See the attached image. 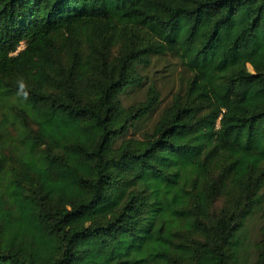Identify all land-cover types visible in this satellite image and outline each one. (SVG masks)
I'll return each mask as SVG.
<instances>
[{
  "label": "trees",
  "instance_id": "trees-1",
  "mask_svg": "<svg viewBox=\"0 0 264 264\" xmlns=\"http://www.w3.org/2000/svg\"><path fill=\"white\" fill-rule=\"evenodd\" d=\"M0 264H264V0H0Z\"/></svg>",
  "mask_w": 264,
  "mask_h": 264
},
{
  "label": "rangeland",
  "instance_id": "rangeland-1",
  "mask_svg": "<svg viewBox=\"0 0 264 264\" xmlns=\"http://www.w3.org/2000/svg\"><path fill=\"white\" fill-rule=\"evenodd\" d=\"M24 46L22 43L20 45L21 49ZM180 63L177 58L172 55H163L160 57H155L149 65L143 67L142 72H148L149 81L154 82V84L160 89L162 94V103L160 107H157L146 119L142 120L139 126L136 129H131L129 135L142 136L146 130H150L155 121L158 118V114L162 107L166 105L172 98L174 92H176L181 83L180 78L186 76L182 73L181 67L178 66ZM144 88H136L130 90L129 93L126 94L124 101L126 104L132 103L136 100L143 99L145 95ZM223 202V198L221 197L218 201V205ZM263 224V218L259 213L255 214L248 223V243L250 244V253L251 258H255V252L253 249L255 247L256 242L260 238V230L261 225Z\"/></svg>",
  "mask_w": 264,
  "mask_h": 264
}]
</instances>
